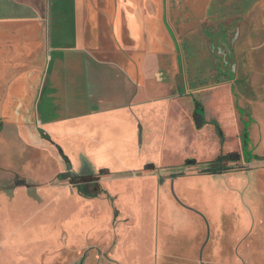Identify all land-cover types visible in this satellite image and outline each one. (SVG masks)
Returning <instances> with one entry per match:
<instances>
[{
    "label": "crops",
    "instance_id": "crops-1",
    "mask_svg": "<svg viewBox=\"0 0 264 264\" xmlns=\"http://www.w3.org/2000/svg\"><path fill=\"white\" fill-rule=\"evenodd\" d=\"M179 1L0 0V264L6 245L21 243L24 264H45L65 232L75 244L83 227L74 177H95L99 195L109 175L110 193H128L122 203L143 240L189 224L198 238L207 218L188 211L201 209L198 178L171 181L162 222L161 205L145 193L136 200L126 184L165 166L178 173L173 163L193 166L192 154L214 161L227 143L238 153L246 140L264 157V0ZM250 171L227 188L205 181L199 193L239 225L249 217L241 209L251 191L239 184ZM128 235L129 255L144 256Z\"/></svg>",
    "mask_w": 264,
    "mask_h": 264
},
{
    "label": "rangeland",
    "instance_id": "rangeland-1",
    "mask_svg": "<svg viewBox=\"0 0 264 264\" xmlns=\"http://www.w3.org/2000/svg\"><path fill=\"white\" fill-rule=\"evenodd\" d=\"M177 1L179 3L183 2ZM231 146L229 147L227 143L223 155L236 152ZM247 151L251 155L253 154V149L249 146H247ZM237 152L241 153L240 151ZM187 159H194L196 165L204 163L201 157L199 158L196 154L188 156ZM185 161L173 163V165L179 164L178 167L180 166L181 170L178 173L171 175L170 172L161 171L166 166L162 167L161 170L144 171V174H146L144 178L154 177L145 181H130L126 186L130 190L129 194L134 195L136 200H142L145 193L151 201L154 200L159 203L161 208L157 209L156 219L162 222L164 214L163 201L167 199L165 197H168L169 201H174L170 192L171 181L198 178L193 182L196 190L192 199L193 203L201 209L188 210L196 215L203 212L207 218V223L202 225L198 238H195L192 234L197 226L189 224L186 226L187 228L185 227L186 229L177 228L174 230L167 227L166 230L159 231L158 234H155L154 231L152 236L150 234L143 235L145 240L141 239L140 234L137 232L139 228H134V224L131 222L130 210L122 203L125 197L128 198V193L124 192V196L121 195L120 190L114 192L115 194L119 193L120 196L110 193L111 191L107 189L106 185V179L109 180L110 178L109 175H104L101 177L103 179L102 185L99 183V186L106 193L97 195L95 204H91L87 201L89 198H85L83 188L90 186L89 192L93 194L92 192L96 191L95 188L98 182H96L95 177L85 178L84 182L77 187L78 192L76 191L75 195L80 196L81 201L79 204L74 202L75 208L73 210L75 215L80 216V226L83 227L82 234L75 244L70 246L65 232L59 241V248L55 249L53 253L52 251L49 252L48 259L45 258L47 260L45 264H264V173H261L264 170V157L256 158L252 155L249 162L244 158L239 163H224L221 168H215L208 173H204L197 166H185ZM170 164H167V166H170ZM244 170L252 171L243 174L246 181L239 185L245 184L248 186L251 191L248 195L252 199L249 205H245L244 209H241L242 214H249L248 220L242 219L238 225V223H235L236 218L231 210H221L217 213L216 208L211 205L207 196L204 193L200 194L199 190H203L201 186L204 188L203 183L205 184V181H207L206 185L210 186L223 185L226 188L229 185L233 186V179L231 178L236 176V173ZM87 181L90 183H87ZM58 182L62 185H68L70 180H59ZM139 189V192L142 189L144 191L136 196L135 190ZM196 192L198 193L195 194ZM179 201L184 204L182 200ZM178 205L180 206V204ZM105 206H107L106 209H104ZM106 211L108 220L104 213ZM128 233L127 241L132 243L131 246L134 245L133 238H137V240L134 239L135 245L131 251L145 250L144 256L137 258L129 255V251L123 242ZM207 233L208 241L205 243ZM155 235H157V240ZM18 244L14 249L7 245L3 246V249L1 248V252H3L1 254L5 256L1 259V264H24L20 255L25 250ZM121 244L124 246L122 248L123 252L121 250L120 255L117 256L115 253ZM201 247H203V250L200 258ZM119 248L121 249V247ZM33 251L35 253V250ZM126 251L128 258L122 256Z\"/></svg>",
    "mask_w": 264,
    "mask_h": 264
},
{
    "label": "trees",
    "instance_id": "trees-1",
    "mask_svg": "<svg viewBox=\"0 0 264 264\" xmlns=\"http://www.w3.org/2000/svg\"><path fill=\"white\" fill-rule=\"evenodd\" d=\"M216 128H217L218 132L220 133V130L217 127V125H216ZM247 146H248V143L245 140L242 152L240 154L239 153L227 154L224 156H220L219 158H217L214 161L201 164L202 171L204 173H208V172H211L212 170H214L215 168H218V167L221 168L224 163L235 164V163L241 162L242 160H244V158L246 161L249 162L251 160L252 155L249 151H247ZM64 160L66 161V158H64ZM186 165H193L194 166V165H196V163L195 162H186ZM145 169L146 170L151 169V166H147ZM84 179H85L84 177H74L73 183H78V181L83 182ZM90 181H92V180H90ZM87 182H89V181H87ZM97 194H98V192L93 193V194H88L87 196H96Z\"/></svg>",
    "mask_w": 264,
    "mask_h": 264
},
{
    "label": "water",
    "instance_id": "water-1",
    "mask_svg": "<svg viewBox=\"0 0 264 264\" xmlns=\"http://www.w3.org/2000/svg\"><path fill=\"white\" fill-rule=\"evenodd\" d=\"M203 124V120H202V116L200 113H198L196 115V125L197 126H201ZM219 174H221V172H219ZM69 178V174L68 173H62L60 174V179H68ZM85 192H88V190L85 188L84 189ZM208 241V233H207V238H206V241L205 243ZM205 245V244H204ZM204 247V246H203ZM203 247H202V250H203ZM202 250H201V253H200V258L202 257Z\"/></svg>",
    "mask_w": 264,
    "mask_h": 264
}]
</instances>
